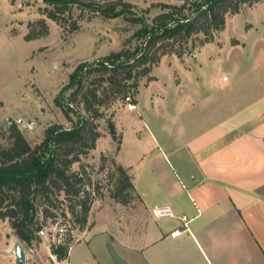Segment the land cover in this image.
I'll list each match as a JSON object with an SVG mask.
<instances>
[{"label":"crops","instance_id":"0c3cea01","mask_svg":"<svg viewBox=\"0 0 264 264\" xmlns=\"http://www.w3.org/2000/svg\"><path fill=\"white\" fill-rule=\"evenodd\" d=\"M247 7L240 13L255 9L256 18L245 20L244 37L226 47L243 51L244 63L248 49L257 50L253 65L232 62L221 76L204 73L196 55L208 42L187 63L163 56L139 85L135 107L114 111L119 142L112 147L109 136L105 150L129 176L133 202L113 200L115 208L93 213L94 201L58 264H264V74L257 73L264 65V0ZM212 42L215 60L225 43ZM163 61L179 70L158 75ZM154 206L173 216L154 217ZM121 207L129 208L125 217ZM175 229L182 232L172 237Z\"/></svg>","mask_w":264,"mask_h":264},{"label":"trees","instance_id":"16d2710c","mask_svg":"<svg viewBox=\"0 0 264 264\" xmlns=\"http://www.w3.org/2000/svg\"><path fill=\"white\" fill-rule=\"evenodd\" d=\"M39 1L44 4L38 8L44 18L28 23V31L23 36L25 41L48 34L46 18L60 26L66 25L68 32L76 31L78 17L84 13L103 19L122 17L138 25L135 35L142 40L134 52H112L96 61L78 64L69 74L55 103L70 122L69 113L78 114L77 121L70 127L58 123L47 126L41 141L33 146L14 123L8 127L9 145L0 149V219H7L14 234L26 243L39 240L47 222L61 226L64 237L50 244L51 255L61 261L68 257L71 231L84 229L98 193L82 158L96 147L102 135L96 121L104 117L103 109L110 101L118 96L125 98L130 93V101L136 104L134 91L138 82L132 69L138 64L156 65L161 56L168 53L182 57L193 35H203L199 45L211 41L213 32L221 31L228 17L262 0L156 2L149 7L159 6L162 11L151 23L145 18L149 7L138 11L126 0ZM75 10L79 12L74 16ZM147 72L144 69L140 75ZM129 80L132 81L128 83ZM108 128L110 134L115 135L112 120L108 121ZM105 159L102 154L101 160ZM110 160L114 171L108 176L109 195L114 201L127 204L133 185L125 169L114 158ZM74 164H78L77 170L73 169Z\"/></svg>","mask_w":264,"mask_h":264},{"label":"rangeland","instance_id":"374dc122","mask_svg":"<svg viewBox=\"0 0 264 264\" xmlns=\"http://www.w3.org/2000/svg\"><path fill=\"white\" fill-rule=\"evenodd\" d=\"M1 2L0 16V149L9 145L8 127L14 123L22 132L24 137L33 146L43 138L44 129L58 123L64 127H70L77 121L78 114L70 112V122L62 110L56 105L55 98L63 85L67 84L68 76L76 66L83 62L96 61L99 58L119 50L135 51L141 45L142 40L135 35L138 25L126 21L122 17L103 19L100 17H88L87 13L78 17L79 28L76 31L68 32L66 25L60 26L56 22L45 19L48 26V34L38 39L25 41L23 36L28 31V23L44 18L38 8L44 7L39 0H8ZM135 10L148 8L151 4L165 2L168 4H179L177 0H126ZM247 6L242 9L247 10ZM145 14L147 23H151L155 15L162 11L159 6L149 7ZM75 10L74 16L78 14ZM257 12L243 11L227 19L225 27L221 31H214L212 40L219 45L225 43L222 53L218 58L212 60L215 51L214 43L209 41L204 44L203 49L196 55V60L202 64L204 73L215 72L216 75H223L224 69L232 62H240L245 59L243 51L229 50L226 43L236 38H243V22L254 21ZM247 24V22H244ZM38 28V27H37ZM203 39L202 34L193 35L187 43V51L182 57L174 54H164V60L178 58L180 62L187 63L195 59L199 41ZM264 49V48H262ZM249 58L245 62L247 69L253 65L257 53L255 49H248ZM260 51V50H259ZM161 56V58L163 57ZM160 58V59H161ZM160 61V60H159ZM242 64L244 63L241 62ZM244 63V64H245ZM156 65L138 64L132 70L137 75L135 81L138 87L141 82L148 80ZM177 63L171 69L166 67L163 61L156 71L158 75L167 78L171 70H179ZM144 69L148 72L140 75ZM244 69V70H245ZM257 73L264 74V65L257 68ZM255 76L254 72H246ZM132 80H129L130 83ZM138 88L134 91L136 96ZM68 92L64 94L66 96ZM130 96V93L127 94ZM140 104L146 106L148 103L147 91L139 93ZM65 101V100H64ZM128 108L127 101L118 96L110 101L104 110V117L97 119L98 130L101 136L98 138L95 147L87 157L82 158L86 170L90 173L95 186L98 187L97 197L94 199L95 210L104 206L114 207L113 200L108 191L109 174L114 171L111 163L112 155L105 149L109 145L108 137L112 138V147L115 148L119 142V135H111L108 128V121L113 120V113L117 108ZM80 110V107H77ZM106 156L101 160V155ZM78 164L73 165L77 170ZM93 184V187H94ZM96 190V189H95ZM93 201V202H94ZM92 202V203H93ZM129 202H133L130 195ZM128 202V203H129ZM132 208V205L129 208ZM122 208V215L126 216L127 207ZM118 209H115L116 213ZM61 219H58L60 221ZM61 226L46 223L39 235V240H32L26 243L20 240L13 232L7 219H0V264H15L14 247L19 244L25 252L24 264H58L50 253V244L58 238L64 237L65 232ZM72 244L81 236V230L75 228L71 231Z\"/></svg>","mask_w":264,"mask_h":264},{"label":"built area","instance_id":"2783aa9c","mask_svg":"<svg viewBox=\"0 0 264 264\" xmlns=\"http://www.w3.org/2000/svg\"><path fill=\"white\" fill-rule=\"evenodd\" d=\"M125 100L127 101V105H128V108L129 109H133L135 107V105L130 101L129 96L125 97ZM151 213L156 218H164V217H171V216H173V213L171 212V210L168 207H164V206H154L151 209ZM181 219H182V221H184L185 229H187V227H186V223H187L186 216H182ZM181 232H182V230L175 229V230H173L170 233V235L172 237H175V236H178Z\"/></svg>","mask_w":264,"mask_h":264},{"label":"water","instance_id":"95a60500","mask_svg":"<svg viewBox=\"0 0 264 264\" xmlns=\"http://www.w3.org/2000/svg\"><path fill=\"white\" fill-rule=\"evenodd\" d=\"M14 254H15V264H24L26 256L23 248L19 244L15 245Z\"/></svg>","mask_w":264,"mask_h":264}]
</instances>
